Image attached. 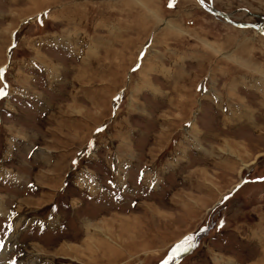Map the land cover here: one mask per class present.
Returning a JSON list of instances; mask_svg holds the SVG:
<instances>
[{"label": "rangeland", "instance_id": "374dc122", "mask_svg": "<svg viewBox=\"0 0 264 264\" xmlns=\"http://www.w3.org/2000/svg\"><path fill=\"white\" fill-rule=\"evenodd\" d=\"M170 3L0 0V264H264V35Z\"/></svg>", "mask_w": 264, "mask_h": 264}, {"label": "crops", "instance_id": "0c3cea01", "mask_svg": "<svg viewBox=\"0 0 264 264\" xmlns=\"http://www.w3.org/2000/svg\"><path fill=\"white\" fill-rule=\"evenodd\" d=\"M84 1H86V0H84ZM144 3H146L147 4V7H149L150 8V6H149V0H142ZM125 3L126 4V2H129V0H119V3ZM138 1H136V2H134V3H137ZM111 3H113V2H111ZM130 3H132V1H130ZM123 6V7H122ZM115 7H117V8H119L120 7V9H118V11H116V13H118L119 14V17H124V18H135V19H137V18H139L140 19V24H141V26H140V28H142V26H145V25H143L142 23L144 22V20L146 21V24L148 23V20H149V17H150V15H149V10H148V8H146L145 6H143L142 4H141V8L140 9H142L141 10V12H140V14H135V15H132V10H127V6L125 5H120L119 4V6H117L116 4H115ZM126 9H125V8ZM73 9H76V8H74V7H72ZM67 12H68V10H67ZM67 12H64V13H67ZM53 13V12H52ZM82 12H80V14H81ZM68 14V13H67ZM66 14V15H67ZM82 16V15H81ZM138 16V17H137ZM64 20L66 21V22H68V21H70V18L68 17V16H66L65 17V14H64ZM72 22H74V19H72ZM133 25H135L136 26V24H135V22H133L132 23V26ZM146 26H148V25H146ZM95 27H96V25H95ZM133 28V27H132ZM120 32L122 31L123 33H128V32H130V30L127 28V27H125V29H123V30H121V29H118ZM142 30V29H141ZM148 40V36H147V38H146V40L142 43V44H145L146 43V41ZM141 44V45H142ZM141 49H142V47H141ZM140 49V50H141ZM135 63V62H134ZM134 65V64H133Z\"/></svg>", "mask_w": 264, "mask_h": 264}, {"label": "water", "instance_id": "95a60500", "mask_svg": "<svg viewBox=\"0 0 264 264\" xmlns=\"http://www.w3.org/2000/svg\"><path fill=\"white\" fill-rule=\"evenodd\" d=\"M199 5L206 10L208 13L216 16V17H220L223 18L228 24H231L232 26L238 27V28H251L254 29L258 32H260L261 34L264 35V29L261 28V24L260 25H254V24H240V23H236L234 21H232L229 16H231L230 14H226L220 11H217L215 9H213L211 6H207L203 0V2H201V0H197Z\"/></svg>", "mask_w": 264, "mask_h": 264}, {"label": "snow or ice", "instance_id": "6c2138e0", "mask_svg": "<svg viewBox=\"0 0 264 264\" xmlns=\"http://www.w3.org/2000/svg\"><path fill=\"white\" fill-rule=\"evenodd\" d=\"M201 2H203V0H201ZM174 3V0H173ZM173 3H170L169 6H173ZM3 73V69H0V76H2ZM5 95V91L4 88H0V96ZM190 238H187L180 246H178L176 249L173 250V256L177 255L180 252L183 251H187V247H185V245H187L188 247H191L190 243Z\"/></svg>", "mask_w": 264, "mask_h": 264}, {"label": "flooded vegetation", "instance_id": "af4514ba", "mask_svg": "<svg viewBox=\"0 0 264 264\" xmlns=\"http://www.w3.org/2000/svg\"><path fill=\"white\" fill-rule=\"evenodd\" d=\"M176 245H173L174 247V249H176L178 246H180L181 244H182V242L181 241H178V242H176L175 243ZM189 252V251H188ZM187 251L185 252V251H183V252H180V253H178L177 255H175V256H173L172 257V255H170V258L172 259V260H178V259H180V258H182V257H184V254H186V253H188Z\"/></svg>", "mask_w": 264, "mask_h": 264}, {"label": "bare ground", "instance_id": "6f19581e", "mask_svg": "<svg viewBox=\"0 0 264 264\" xmlns=\"http://www.w3.org/2000/svg\"><path fill=\"white\" fill-rule=\"evenodd\" d=\"M79 6H80V5H79ZM79 8H80V7H79ZM77 11H81V10H80V9H77ZM171 28H172V27H171ZM262 29H263V28H262ZM173 35H174V34H173ZM225 56H226V55H225ZM17 208H18V207H17ZM52 223H53V222H52ZM89 240H90V239H89ZM69 250H72V248H69ZM61 251H62V250H61ZM109 251H111V250H109ZM90 252H91V251H90ZM110 254H111V253H110ZM36 261L42 264L41 260H39V259L37 260V259H36ZM30 264H31V262H30ZM32 264H34V263H32Z\"/></svg>", "mask_w": 264, "mask_h": 264}]
</instances>
